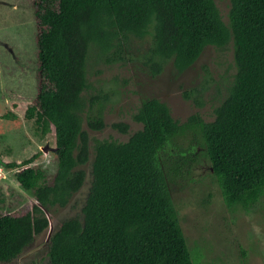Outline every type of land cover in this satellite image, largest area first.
I'll list each match as a JSON object with an SVG mask.
<instances>
[{
    "label": "trees",
    "instance_id": "trees-1",
    "mask_svg": "<svg viewBox=\"0 0 264 264\" xmlns=\"http://www.w3.org/2000/svg\"><path fill=\"white\" fill-rule=\"evenodd\" d=\"M37 46V92L24 106L41 137L53 140L51 179L25 159L0 154L36 202L0 213V264H10L49 227L48 212L65 206L83 185L90 128L105 126L108 92L86 97L92 54L123 60L132 38L151 40L143 62L156 75L171 60L183 71L208 44L233 40L236 72L212 120L176 119L167 103L145 98L133 118L142 127L124 141L97 139L81 216L62 220L40 257L47 264H195L172 199L160 153L175 137L200 135L213 176L229 206L249 209L264 195V0H230L228 22L215 0H31ZM189 96L188 90L184 91ZM199 104H202L200 101ZM18 118L13 109L0 118ZM112 125L126 131L128 123Z\"/></svg>",
    "mask_w": 264,
    "mask_h": 264
},
{
    "label": "rangeland",
    "instance_id": "rangeland-1",
    "mask_svg": "<svg viewBox=\"0 0 264 264\" xmlns=\"http://www.w3.org/2000/svg\"><path fill=\"white\" fill-rule=\"evenodd\" d=\"M225 22H228L230 0H215ZM31 0H0V109H13L18 118H0V154L25 159L41 150L33 163L41 166L51 179L57 166L53 140L41 137L34 119H27L20 108L37 92V46ZM151 40L132 38L125 46L123 60L107 61L92 54L87 66L89 87L83 92H108L105 103V126L89 127L83 116V128L89 134V159L82 166L85 180L65 206H57L49 217V227L35 236L15 262L10 264H47L40 257L50 232L71 216H81L82 205L91 181L94 143L97 139L126 140L142 127L133 118L142 101L157 97L167 103L172 115L185 121L192 113L212 120L214 108L228 93L236 72L234 44H208L193 64L178 71L170 60L153 75L143 62L142 53ZM188 90L187 97L184 91ZM202 104H199V102ZM128 123L126 131L113 122ZM172 199L195 264H264V195L251 208L229 207L216 182L201 137L187 132L175 137L160 153ZM16 168L0 164V213H14L32 206L36 199L17 181Z\"/></svg>",
    "mask_w": 264,
    "mask_h": 264
}]
</instances>
